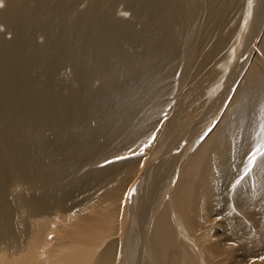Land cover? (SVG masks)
Listing matches in <instances>:
<instances>
[{
  "label": "bare ground",
  "instance_id": "1",
  "mask_svg": "<svg viewBox=\"0 0 264 264\" xmlns=\"http://www.w3.org/2000/svg\"><path fill=\"white\" fill-rule=\"evenodd\" d=\"M0 264H264V0H0Z\"/></svg>",
  "mask_w": 264,
  "mask_h": 264
}]
</instances>
